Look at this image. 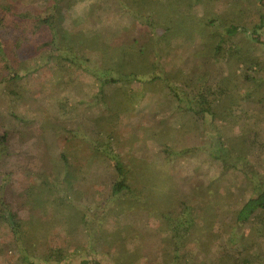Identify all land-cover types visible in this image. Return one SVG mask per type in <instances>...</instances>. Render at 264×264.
Instances as JSON below:
<instances>
[{
	"label": "rangeland",
	"instance_id": "obj_1",
	"mask_svg": "<svg viewBox=\"0 0 264 264\" xmlns=\"http://www.w3.org/2000/svg\"><path fill=\"white\" fill-rule=\"evenodd\" d=\"M88 1L75 5V13L80 15L85 11L86 16L93 11V15L78 21L74 32L65 37L66 41L69 46L87 44L101 53L102 60L114 59L119 71L135 70L137 64L155 56V44L159 49L153 31L147 24L131 20L130 10L137 11L141 21L145 19L164 26L167 16H176L171 8L179 7L185 12L192 11L194 16L181 24L173 35L174 46L165 48V54L163 52L167 55L164 66L173 73L174 82H189L191 75L196 73L232 88L240 81L242 65L250 69L255 67L250 73L264 79V44L255 42L250 31L236 37L246 60L239 56L233 60L210 61L203 54L205 48L198 49L199 40L194 41V36L195 39L201 37L205 21H210V28L217 31L215 42L223 31L224 17L237 16L242 18L241 23L249 22L248 26H252L259 18L257 10L264 13L258 0H201L194 4V0H119L122 4L110 0L88 4ZM87 27L94 30L93 33L88 34L90 29ZM185 33L189 34V42L180 45ZM260 33L264 41V29ZM162 35L160 33L159 37ZM170 39L172 41V36ZM37 40L44 45L48 41L42 32ZM178 70L182 71L177 73ZM25 73L20 71L18 74ZM55 73L46 64L45 68L33 73L31 79L25 78L22 85L9 80L0 88V133L11 131L9 151H13L7 164L0 168L2 173L10 170L13 178L7 183L5 196L22 206L27 215L25 219L40 218L39 240H33L76 253L63 264H79L84 253L101 264H212L210 259L227 245L229 247L230 234H244V250L250 253L253 264L261 260L264 228L258 230L254 219L243 227L236 226L233 216L227 212L254 195L256 188H260L259 181L264 182V157L263 160L256 158L258 151L249 154L246 162L257 176L246 175L241 168L224 171L219 162L202 150L188 155H168L164 152L165 145L192 147V151H196L205 145L207 138L202 136L203 133H195L192 126L185 132L176 128L180 124L179 115L169 103L168 90L159 81L110 87L107 90L111 107L108 112L94 98L98 87L92 78L86 75L78 78L70 72H58V76ZM58 77L60 81L55 80ZM77 86L79 92L72 90ZM28 88L32 91L28 92ZM263 96L264 87L252 99L238 100L235 113L240 125L234 130L229 129L228 134H237L239 128L250 127L261 131L264 140L263 104L258 101ZM17 116L29 120L21 121ZM81 119L90 122L93 133L103 126V140L114 135V143L110 140L108 143L126 160L131 196L118 199L111 195V185L116 180L115 166L104 155L92 156V151H98L95 148L98 142L90 143L87 138L73 135L72 130ZM65 151L79 165L80 177L74 180L75 194L68 192L71 196L66 197L67 192L61 190V184L51 182L60 192L54 191V201L49 203L48 200L46 210L35 209L34 213L22 201L21 191L27 185L23 172L27 167L33 170L41 167L50 181H57L63 165L61 155ZM242 164L245 167V162ZM22 166L25 167L23 170ZM3 176L0 175V184L4 183ZM211 192L216 198L220 196L219 203H213ZM232 203L236 206L229 205ZM186 206L194 211L195 228H204V234L206 230L209 235L212 233L214 243L210 250H203L193 244V239L187 240L185 251L190 252L188 257L192 260L178 261L166 218L178 219ZM195 234L192 231V237ZM9 240L5 225L0 223V242ZM37 241H33L34 244Z\"/></svg>",
	"mask_w": 264,
	"mask_h": 264
},
{
	"label": "trees",
	"instance_id": "obj_2",
	"mask_svg": "<svg viewBox=\"0 0 264 264\" xmlns=\"http://www.w3.org/2000/svg\"><path fill=\"white\" fill-rule=\"evenodd\" d=\"M84 1L88 0H0V88L9 80L22 85L25 78L31 79L33 73L39 71L43 66L45 68L46 64H48L51 70L54 73L56 72L57 76L58 72H70L73 75H77L78 78L83 75L92 78L98 87L94 98H97V102L102 104L104 110L109 112L111 107L107 90L110 87H129L135 82L143 84L149 81H159L163 84L164 89L168 90L169 103L173 105V109L179 115L180 124L176 128L185 132L187 127L192 126L195 133L199 135L203 133L202 136L207 138L205 145L198 147L196 151H192V147L176 146L175 148L171 145H165L164 152L166 154L180 156L202 150L216 162H219L224 171L228 172L232 169L241 168L246 171V175L249 173V175L254 174V176H257L254 171L249 169L250 165L246 162L247 156L249 154L254 155L255 151H258V156L255 155L256 158L259 157L260 160H263L264 140L259 133L261 131L247 127L244 130L239 128L240 132L237 134L234 132L228 134L229 129L232 130L233 128L234 130L235 126L240 125L239 118L235 113L238 102L252 99L258 90L264 87V79L262 77L257 78L250 73V71H254L255 67L252 66L253 69H250L251 67L247 66L244 68L242 65L243 74L240 81L232 88L221 83L217 84V82L211 81L206 75H198L196 73L191 75L189 82L188 80L185 83L174 82L172 80V77H174L173 73L167 71L164 66V60L167 56L164 55L166 53L164 50L174 46L173 35L180 29L179 27L183 22L194 16V13H191L192 11L190 10L185 12L182 10L183 8L175 7V9L171 8V11L176 16H167L164 26L145 21L143 18L144 21H141L138 12L130 10L129 18L131 20L135 19L137 22L139 20L143 24H147V27L153 31L159 49L157 50V45L155 44V56L143 64H137L135 70L130 72L119 71L116 68L114 59L109 57L102 60L101 53L90 49L87 44L79 43L81 46H69L67 43L65 37L74 32L75 24L93 15V11H90L86 16H84L85 11L80 15H76L75 5L84 3ZM96 1L89 0L88 4ZM117 1L120 4L123 3L119 0H110L112 3H117ZM258 1L260 6H263L264 11V0ZM199 2L201 0L192 1L193 4ZM124 5L126 6V3ZM46 6H48L47 11H43ZM237 10H239L238 7ZM257 11L259 18L253 22L252 26H248L249 22L241 23L242 18L240 19L237 16L224 17L222 19L223 31L219 33L220 36L216 42L217 31L210 28V21H205L201 37L195 39L194 36L195 42L199 40L198 49L205 48L203 54L210 61L233 60L239 56L245 59L240 51V43L236 39L238 34L250 31L249 35L255 42L264 44L260 33L264 29V13ZM238 13L241 12L239 11ZM92 31L94 30H88V34L93 33ZM40 32L48 40L46 45L38 43L37 37ZM160 33L163 34L161 37H159ZM185 34L183 36L184 40L180 45L188 44L189 42V34ZM171 36L172 41L170 39ZM240 63L244 64V62ZM257 66L262 68V65ZM5 71L9 72V74L4 73ZM17 71L18 73L20 71H25L26 73L21 75L16 73ZM180 71L182 70H178L177 73H180ZM55 80L58 81L59 77ZM62 82L64 84V80ZM77 89V92H79L78 86L72 90L76 91ZM27 90L28 92L32 91L29 88ZM258 101L263 104L264 112V96L258 98ZM17 117L21 121L28 122L29 120L24 117ZM72 133L77 137L87 138L90 143L98 142L95 146L98 151H92L94 158L104 155V157H108L113 162L116 180L111 185V195L118 199L131 196L132 187L128 183L129 171L126 160L120 152L114 151L111 143H108V140L114 143V135L110 134L106 137L108 138L107 141L103 140L105 139L103 137L105 133L104 127L100 126L95 129L94 134L90 122H86L85 119L77 121V126L72 130ZM10 141L11 131L5 130L0 133V168L13 154V151H9ZM61 157L63 165H61V174L60 177L58 175L57 181H50L47 172L41 167H39V170L27 167L25 172H23L27 185L25 190L23 191L22 189L21 191L22 201L24 205H29L34 213L35 209L46 210L48 200L49 203L54 201V191L60 192V189H55L52 183L58 186L61 184V190L67 192L66 197L69 193L75 194L74 180L76 179L77 181L80 177L79 165L67 151L63 152ZM244 162L245 167L242 164ZM24 168L22 166L21 170ZM2 172L0 170V175H4L1 178L4 183L0 184V223L5 225L10 240L9 242H0V258L2 259L0 262L2 264L68 263L76 253H70L64 247L62 249L61 247L52 246L48 242L43 243V241L33 240V238L39 240L38 225L40 218L25 219L27 215L22 210V206L20 204L16 205L13 198H6L7 183L11 182V180L13 181V178L10 170H4L6 173ZM259 185L260 188H256L254 195L243 201L239 207L227 209L228 215L233 216V222H235L236 226L243 227L245 223L254 219L259 226L258 230L264 228V182L261 183L259 181ZM211 194L214 198H212L213 203L216 201L219 203L220 196L216 198L212 192ZM229 205L234 207L236 203ZM193 212L192 207L186 206L178 219L170 216L166 218L169 226L168 231L173 236L176 260L178 261L192 260V258L188 257L190 252L187 251V254L185 251V242L187 240L193 239V244H197L203 250H210L214 243V237L210 236L212 233L209 235L210 232L206 230L207 233L204 234V228H195L196 222ZM83 216L81 219L85 221ZM192 231L196 233L195 237H192ZM243 239L244 234L237 236L230 234L229 247L227 245L217 256H213V259H210L213 261L212 264H253L250 253L244 250ZM33 241L40 242V244H34ZM30 246L33 249H30ZM260 256L262 258L260 261H256V264H264V251L260 253ZM79 264L101 263L94 261L89 255L84 253L80 257Z\"/></svg>",
	"mask_w": 264,
	"mask_h": 264
}]
</instances>
